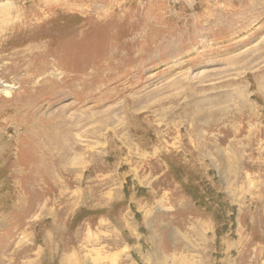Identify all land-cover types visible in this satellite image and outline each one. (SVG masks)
I'll return each mask as SVG.
<instances>
[{"label": "rangeland", "instance_id": "1", "mask_svg": "<svg viewBox=\"0 0 264 264\" xmlns=\"http://www.w3.org/2000/svg\"><path fill=\"white\" fill-rule=\"evenodd\" d=\"M0 264H264V0H0Z\"/></svg>", "mask_w": 264, "mask_h": 264}]
</instances>
